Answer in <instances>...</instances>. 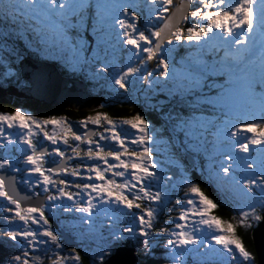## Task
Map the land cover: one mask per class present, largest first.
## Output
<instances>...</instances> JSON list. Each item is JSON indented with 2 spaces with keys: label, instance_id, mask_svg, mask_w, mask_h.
<instances>
[{
  "label": "snow or ice",
  "instance_id": "obj_1",
  "mask_svg": "<svg viewBox=\"0 0 264 264\" xmlns=\"http://www.w3.org/2000/svg\"><path fill=\"white\" fill-rule=\"evenodd\" d=\"M172 5L0 0V88L78 107L85 95L61 89L54 61L89 93L105 80L116 97L143 96L162 121L94 109L75 122L81 133L64 116L0 112V246L15 250L3 264H41L40 252L49 264H84L78 248L87 264H128V248L146 264L159 247L168 264H264V0ZM28 52L44 63L25 73ZM221 206L230 221L212 214ZM165 209L177 215L157 232ZM238 230L258 240L256 252Z\"/></svg>",
  "mask_w": 264,
  "mask_h": 264
},
{
  "label": "rangeland",
  "instance_id": "obj_2",
  "mask_svg": "<svg viewBox=\"0 0 264 264\" xmlns=\"http://www.w3.org/2000/svg\"><path fill=\"white\" fill-rule=\"evenodd\" d=\"M174 7V5L172 6V8ZM172 8L170 9V11L172 10ZM139 13V12H138ZM142 16L144 17V18H147V13H144V14H142ZM145 22V20L144 19H142L141 20V23H144ZM163 21H154L153 22V24L154 25H158V26H160L161 25V23H162ZM181 25H183V24H181ZM180 50H183V49H180ZM31 53V52H30ZM5 55H7V54H5ZM31 55L34 57V58H36V59H38V60H40L36 55H33L32 53H31ZM27 58H31V56L30 55H28V54H25V57H24V59H23V61H22V63L20 64L21 66L23 65V63H24V60H26ZM33 59V58H32ZM33 60H35V59H33ZM36 61V60H35ZM41 61V60H40ZM41 62H43V61H41ZM50 62H54V61H50ZM17 65H15V64H13V65H10V70L11 71H15L16 69H15V67H16ZM153 66H154V64H153ZM153 66H151V67H149V70H151L152 68H153ZM3 69L2 68H0V71H2ZM59 71V70H58ZM60 72V71H59ZM63 78H69V79H72V77H70V76H68V75H66V77H63ZM77 79H80V80H83L82 78H77ZM84 84H86L85 82H83ZM71 81L69 82V83H67V87L68 88H70L71 86ZM70 86V87H69ZM14 88V86H11V87H9V89H11V88ZM92 87V84L91 85H89L88 86V88L90 89ZM139 87H143L142 85L141 86H139ZM100 89H103L104 91H105V93L103 92V95H105V97L104 96H97V95H100V94H102V91H100ZM91 94H93V95H90L91 97H94V98H97V99H99V102H95V101H93V100H87L86 101V103H85V105H83V107L85 108V109H87V110H85V109H80L81 111H83V112H87V113H90V114H88V115H94V114H91V113H94L95 111H94V109H98L99 111H102V110H105L106 109V106H109L110 108H113V109H117V114L119 115V114H121L123 111H122V109L121 108H124V109H130V111H140V110H143L144 112H147V113H149V116L146 118L149 122H150V124L153 126V127H159L160 126V124H161V114L160 113H158V112H156V111H154V110H152V109H150L148 106H147V103L144 101V99H143V96H141V100H140V103H136V95H135V93H133L132 94V96H131V98L130 99H123V96H124V94H120V97H116V96H114V94L112 93V91H111V89L108 87V84H107V82L105 81V80H101V82L100 83H98V84H95V91H92L91 92ZM107 98H108V101H107ZM157 99H159V100H165L166 99V97L165 96H163V95H160V96H158L157 97ZM50 103H41V105H42V107H45V108H50V109H54V108H56V109H62V107L61 106H59V105H49ZM91 105H93V107H92V109L91 110H89V108H91ZM100 105H105L104 107H100ZM95 106V107H94ZM166 107V106H165ZM55 109V110H56ZM69 109V108H68ZM63 110H64V108H63ZM66 110V109H65ZM72 111H74L73 109H71ZM140 114H141V111H140ZM118 115L115 117V119H118V118H122V117H118ZM58 116H60V115H58ZM65 117V116H64ZM124 117L126 118V116H125V114H124ZM68 120H70L69 118H67ZM114 119V118H113ZM78 121V120H77ZM74 125V127H76V129L77 130H81L80 132L82 133L83 132V130L82 129H79L78 128V125L77 124H73ZM89 129L90 130H95L94 129V126H91V125H89ZM49 131L51 132V129H49ZM101 131H102V129H101ZM13 134H15V133H13ZM40 140H41V143H43L44 145H46L47 147H51V145H47V142H45V141H43L42 140V137L40 138ZM0 142H2V141H0ZM19 142H18V140H17V144H18ZM74 143V142H73ZM16 146L17 145H13V146H11V148L9 149V152H8V154L10 155V156H12V157H15V158H18V159H22V155L20 154V153H18V152H16ZM21 147H24V146H21ZM83 147V146H82ZM4 154H5V150L4 149H0V157H3L4 156ZM73 164L74 163H76L75 161H73L72 162ZM22 166V165H21ZM9 175H13V174H11V173H9ZM17 175V177H19V174H16ZM17 190L21 193V194H24L25 192H26V189L23 187V186H18L17 187ZM180 196H183V193L181 192L180 194H179ZM220 203H221V205H223V201L221 200L220 201ZM170 205H168V207H169ZM223 207V206H222ZM224 208H226V207H224ZM228 209V208H227ZM217 209H215V210H212V214H214L215 213V211H216ZM164 214V212L160 215V217H159V222L156 224V231L158 232L159 231V228H160V226H162V225H164V221H163V215ZM3 215H6V214H3V213H0V216H3ZM61 215V218L63 217V213H61L60 214ZM172 217H174V216H172V215H168V219H167V221L168 220H170ZM51 223H52V225H53V227L54 228H56V229H59L60 228V225H59V223L57 222V220L56 219H52L51 221H50ZM4 228V223H3V221H0V229H3ZM203 232H204V234L205 235H207V237H208V239H209V241H210V239H211V234L208 232V230L206 229V228H204L203 229ZM67 243H69V244H72L73 242L71 241V240H69V241H67ZM215 247V246H214ZM79 250H80V253H81V255H82V257H85V260H86V262H87V253H85L84 251H83V249L82 248H78ZM156 249H158V248H156ZM13 251H15L14 249H4L2 246H0V264H3V261H4V259H5V254L7 253V252H13ZM162 251L164 252V250H163V248H162ZM38 255H40L41 257H42V261H41V264H49V261H48V258H46V257H44V253L43 252H40V253H38ZM133 257H134V262H133V264H136V261H137V256H136V253H135V251H134V253H133ZM165 259H166V257H164ZM167 260V259H166ZM168 262V261H167ZM69 264H71V262H69ZM190 264H191V262H190Z\"/></svg>",
  "mask_w": 264,
  "mask_h": 264
},
{
  "label": "trees",
  "instance_id": "obj_3",
  "mask_svg": "<svg viewBox=\"0 0 264 264\" xmlns=\"http://www.w3.org/2000/svg\"><path fill=\"white\" fill-rule=\"evenodd\" d=\"M178 1L179 0H173V5L175 3H177ZM144 13H147V12L146 11L143 12V13H140L139 12L138 14H141L142 15ZM140 23H141V21H140ZM181 26L183 27V25H181ZM26 54L30 55L31 58L35 59L36 61H40V60L34 58L31 55L30 52H28ZM180 55H183V50H180V53L177 56V59H179ZM50 63H53L58 68V70L61 72L60 67H59L58 64H56L55 62H50ZM151 66H153V64L149 65V67H151ZM154 67H155V65L153 66V68ZM61 75L62 76H66L63 72H61ZM84 82L88 86L91 85L89 82H86V81H84ZM87 90L89 91V88ZM100 91H102V94L97 95V96H104L105 97V95H103V92L105 93V91L103 89H100ZM107 101H108V98H107ZM24 103H30V102H24V100L16 99L14 97L13 98H8V97L7 98H3V99L0 100V112L10 111V110H13L16 107H23V108H26L28 110H31V112L33 114H35L37 116L39 115V117L51 116V115H55V116L62 115V116H65L66 118H69L70 120H73L74 119V123L77 120L83 119L85 116H87L88 114H90V113H87V112H83L81 110L71 111V109H68V108H64L66 110L54 108V109H49V112H47V113L44 112V115H42V114H36V113H34L32 111V107L30 105L27 106V107H25L24 106ZM32 103H33V106H36L37 108L39 106H42L41 103H37L36 101H33ZM121 109H122L123 112L121 114H119V115L117 114V109L110 108L109 106H106V109L105 110H102L101 112L107 113L112 119L113 118L115 119V117L117 115H118V117L120 116L122 118H125L124 117V114H125L126 117H128L130 115H135L137 113L140 114V111H141V115L142 116H144L146 118L149 116V113L144 112L143 110H140V111L139 110L138 111H130V109H124V108H121ZM91 114H95V112L94 113H91ZM193 178L195 179V177H193ZM213 193H214V190L212 192H209L208 194L209 195H212ZM171 207H172V205L170 204V206L168 208H171ZM163 215H164L163 216V221L165 223V221H167V219H168V215L175 216V215H177V213H175V212H169L167 209H165ZM214 215L217 216L220 219H223V220H226V221H230L232 213L227 208H224V207L221 206V207L217 208V210L215 211ZM238 235H240L243 238V242H244L245 247L249 251L255 252L254 245H253L252 240H251V235L250 234H246L243 230H238ZM78 251H80V250L78 249ZM155 252H156V259H154V260H148L146 262V264H168L167 260L163 256L162 247H159L158 249H155ZM138 259H139V257L137 258V260ZM84 264H87L86 260L84 261Z\"/></svg>",
  "mask_w": 264,
  "mask_h": 264
},
{
  "label": "water",
  "instance_id": "obj_4",
  "mask_svg": "<svg viewBox=\"0 0 264 264\" xmlns=\"http://www.w3.org/2000/svg\"><path fill=\"white\" fill-rule=\"evenodd\" d=\"M180 4V1H178L177 3L174 4V7L172 8V10H175L176 7H178ZM164 21L161 23L160 26H163ZM41 63V61H35L32 58H27L26 60H24L23 65H19V67L25 72V73H29L31 72L34 68L39 67ZM48 63V70L53 74V76L60 82V87L61 89L66 92V93H72V94H76V93H80L85 95V100L82 104H80L78 107L76 108H69L67 106H65L62 102L53 99L49 102L46 103H50L49 105H59L62 108H69V109H73V110H80V109H85L83 107V105H85L87 100H93L95 102H99V99L91 97L90 94L88 93L87 90V85L84 84L82 81L80 80H69L67 78H63V76L59 73L58 69L51 63ZM71 81V85H72V89H69L67 87V83H69ZM6 96H12L15 97L17 99H28V100H33L36 101L34 97L30 96V94L27 91L24 90H18L16 87L15 88H7V89H3L0 88V99L6 97ZM93 107V105H91V108H89V110H91ZM95 107V106H94ZM87 110V109H85ZM251 235V234H250ZM251 240L252 243L254 245V250L255 252L257 251L258 247H259V243L258 240H254L252 235H251ZM134 250L131 248H128L125 250V255H124V259L128 262V264H133L134 262Z\"/></svg>",
  "mask_w": 264,
  "mask_h": 264
},
{
  "label": "flooded vegetation",
  "instance_id": "obj_5",
  "mask_svg": "<svg viewBox=\"0 0 264 264\" xmlns=\"http://www.w3.org/2000/svg\"><path fill=\"white\" fill-rule=\"evenodd\" d=\"M17 68V66L15 67V69ZM66 77V76H65ZM77 79V78H76ZM80 80V79H79ZM81 81H83V80H81ZM15 87V86H14ZM7 89V88H6ZM19 90V89H18ZM13 98L12 96H6V97H4V98ZM15 98V97H14ZM3 99V98H2ZM17 99V98H16ZM1 100V99H0ZM21 100V99H20ZM24 102H30V103H24V106L25 107H27V106H31L32 107V111L34 112V113H36V114H42V115H44V112L45 113H47V112H49V109L50 108H45V107H42V106H39L38 108L36 107V106H33V100H28V99H24ZM21 108H23V107H21ZM25 111H29V112H31V110H28V109H26V108H23ZM32 113V112H31ZM33 114V113H32ZM60 116H62V115H60ZM38 117H39V115H38ZM70 121H72L73 122V124H74V119L73 120H70ZM78 131H81V130H78Z\"/></svg>",
  "mask_w": 264,
  "mask_h": 264
},
{
  "label": "bare ground",
  "instance_id": "obj_6",
  "mask_svg": "<svg viewBox=\"0 0 264 264\" xmlns=\"http://www.w3.org/2000/svg\"><path fill=\"white\" fill-rule=\"evenodd\" d=\"M13 88V87H12ZM69 89H72V86L69 88ZM63 109V108H62ZM65 110V109H64ZM72 111V110H71Z\"/></svg>",
  "mask_w": 264,
  "mask_h": 264
}]
</instances>
